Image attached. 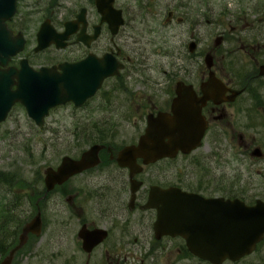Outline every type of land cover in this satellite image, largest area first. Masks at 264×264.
<instances>
[{"label":"flooded vegetation","instance_id":"1","mask_svg":"<svg viewBox=\"0 0 264 264\" xmlns=\"http://www.w3.org/2000/svg\"><path fill=\"white\" fill-rule=\"evenodd\" d=\"M208 3L0 0V74H15L9 77L11 89L17 87L19 75L33 71L34 75L42 68L92 77L117 67L118 73L104 78L89 100L101 95L98 105L105 106L111 103L110 94L117 93L123 102L145 98L140 116L146 117L170 110L178 82L191 88L196 99L206 98L201 106L206 129L195 150L147 164L137 158L141 167L131 172L116 158L125 145L137 142L143 127L128 143L105 141L96 166L55 186L50 195L40 194L35 213L38 210L41 216V232L29 234L10 264H161L165 260L181 264L189 258L202 262L189 253L183 237H155L153 224L158 212L148 206L150 190L176 186L210 199L238 197L247 204L255 202L257 197L248 200L244 195L217 193L216 185L220 184L222 164H228L223 155L229 160L236 154L251 161L264 160V34L245 32L250 29L248 17L234 10L227 9L224 17L219 11L207 18ZM174 22L182 25L183 31L176 61L170 59L166 33ZM207 25L213 26L209 33ZM156 55L168 65L163 69L168 86L146 96L141 89L149 84L154 89L158 84L151 77ZM17 105L20 103L13 104ZM255 151L260 156H252ZM196 152L200 156L194 160ZM199 171L203 177L198 176ZM191 180L197 184L190 185ZM52 197L53 202L49 200ZM216 206L215 202L204 206L206 215L213 214L208 224L222 228L223 222H232V218L222 220V211L228 214L231 210H222L221 205L216 210ZM50 207L56 211L51 222L47 219ZM13 212L0 210V264L22 231L23 225L14 226ZM80 229L87 232L90 241L99 239L89 251L83 249ZM263 241L252 253L257 263H264Z\"/></svg>","mask_w":264,"mask_h":264},{"label":"water","instance_id":"2","mask_svg":"<svg viewBox=\"0 0 264 264\" xmlns=\"http://www.w3.org/2000/svg\"><path fill=\"white\" fill-rule=\"evenodd\" d=\"M112 74L113 71H108L104 76ZM4 75L7 82L0 81V121L6 117L13 102L20 101L30 118L39 127L43 126L44 116L47 115L49 108L69 100L79 105L93 94L99 84L97 81L91 88L92 84L86 74H83L80 81L86 80L79 83V79H76L78 77L69 70L60 74L52 68H46L40 74L30 73L26 78L19 77L20 87L11 90L12 80L9 77L15 74L4 73ZM187 89L188 87L178 82L171 112L159 111L156 115L149 114L146 117V127L139 136L138 142L125 146L119 152L117 161L120 165L128 166L133 170L137 166L135 159L138 157L143 159V163L154 162L163 157L175 156L178 151L187 153L200 144L205 128V122L200 117V102L203 103L204 98L199 102L193 94L188 95ZM101 146L91 145L77 159L64 155L56 168L47 166L44 169L45 192L71 175L97 164ZM254 154L258 153L255 151ZM150 199L153 200L154 205V200L163 204V207L159 208V216L155 224L156 235L169 233L184 236L189 251L202 259L209 260L212 264H222L227 258L238 260L249 254L264 234V202L261 200H257L253 206H246L241 201L234 200L235 213H232L235 214L232 216L234 226L215 228L214 225L208 224L213 214L206 215L204 211V204L209 200L195 193L183 192L175 187L157 191L152 189ZM214 201L221 203L222 209L226 203L220 199L213 200V203ZM172 203L173 211L166 206ZM219 216L216 215L217 218ZM221 217L224 218L225 215L221 214ZM40 226V217L37 213L25 224L20 242L11 250L7 261L3 264H8L14 250L25 242L27 233L38 234ZM83 240V246L90 248L89 242L95 243L99 239L90 241L85 234Z\"/></svg>","mask_w":264,"mask_h":264},{"label":"rangeland","instance_id":"3","mask_svg":"<svg viewBox=\"0 0 264 264\" xmlns=\"http://www.w3.org/2000/svg\"><path fill=\"white\" fill-rule=\"evenodd\" d=\"M177 2L175 1V4ZM264 0H209L206 5L207 18L216 16V12L234 10L242 17H248V30L245 32L253 34H264ZM253 8V9H252ZM241 11L243 13L241 14ZM245 23V21H244ZM213 26H206L207 33L211 32ZM167 45L171 51L170 59L176 61L179 51L182 49L183 31L182 25L174 22L166 29ZM153 70L151 77L158 81L154 89L147 85L141 91L146 95L159 92V88L165 86L163 79V69H167L165 60L153 57ZM160 82V83H159ZM144 83H142V86ZM168 86V85H166ZM165 86V87H166ZM148 93V94H146ZM101 98V95L99 96ZM111 103L103 108L98 102L100 98L89 100L80 107H74L67 103L52 108L45 118L42 128H38L27 116L21 105L14 106L6 119L0 123V171L7 173L10 180L0 179V209L7 204L15 207V220L23 224L35 211L29 205L28 198L32 189L37 186V180L42 177L45 166H55L61 156L68 154L76 156L85 149L89 143H93L96 137L106 140L114 139V143L122 145L137 138L145 125V117L140 116L144 110L145 98L131 101H122V97L110 94ZM134 102V104H133ZM164 106V103L163 105ZM86 133L90 134L85 136ZM104 136V137H103ZM86 139H90L91 142ZM198 159L200 155L196 152ZM192 158V155L190 156ZM228 164L221 168L220 184L216 185L220 194L244 195L246 199L264 197V160L251 161L248 156L239 154L223 157ZM199 177H203L201 171ZM36 183V185H34ZM195 180L190 181V185H196ZM214 188V187H213ZM214 192L213 189L209 190ZM53 202L54 197L49 199ZM64 199H62L63 201ZM62 201L61 204L63 203ZM64 209V204H62ZM54 207L48 209L47 219L49 222L56 219ZM59 215H57V218ZM264 248V242L261 247ZM255 255H249L243 259L224 264H264L257 263ZM168 260L161 264H167ZM58 264L59 261H58ZM77 264H84L78 261ZM181 264H208L195 261L193 259L181 261Z\"/></svg>","mask_w":264,"mask_h":264},{"label":"trees","instance_id":"4","mask_svg":"<svg viewBox=\"0 0 264 264\" xmlns=\"http://www.w3.org/2000/svg\"><path fill=\"white\" fill-rule=\"evenodd\" d=\"M89 135L90 134H86L85 136H89ZM101 139H102L101 136L100 137H96V139L94 141H101ZM86 140L89 141V142H91L90 139H86ZM7 175H8L7 173H4V172L0 171V179L6 180V181L10 180L12 177L11 176L10 177H6Z\"/></svg>","mask_w":264,"mask_h":264},{"label":"bare ground","instance_id":"5","mask_svg":"<svg viewBox=\"0 0 264 264\" xmlns=\"http://www.w3.org/2000/svg\"><path fill=\"white\" fill-rule=\"evenodd\" d=\"M232 217L229 218V220L231 219ZM232 223H233V218H232Z\"/></svg>","mask_w":264,"mask_h":264}]
</instances>
